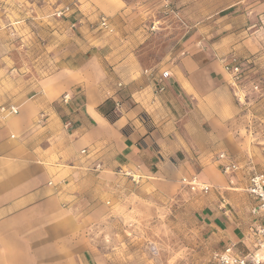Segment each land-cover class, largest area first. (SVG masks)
Instances as JSON below:
<instances>
[{
  "label": "crops",
  "instance_id": "crops-1",
  "mask_svg": "<svg viewBox=\"0 0 264 264\" xmlns=\"http://www.w3.org/2000/svg\"><path fill=\"white\" fill-rule=\"evenodd\" d=\"M76 1L82 15L130 13L121 0ZM79 29L91 48L113 41ZM7 31L0 29V107L7 108L0 113V264H107L93 240L98 213L108 210L102 198L126 179L117 170L137 171L139 184L169 193L194 175L188 159L213 155L238 114L228 76L206 47L180 58L165 91L155 94L158 73L144 75L139 57L119 55L113 44L90 55L60 51L22 73L16 54H6ZM116 94L125 100L120 114L113 112ZM199 177L226 183L212 164ZM212 226L216 249L245 236L226 212Z\"/></svg>",
  "mask_w": 264,
  "mask_h": 264
},
{
  "label": "rangeland",
  "instance_id": "rangeland-1",
  "mask_svg": "<svg viewBox=\"0 0 264 264\" xmlns=\"http://www.w3.org/2000/svg\"><path fill=\"white\" fill-rule=\"evenodd\" d=\"M121 1L130 13L114 18L98 10L82 15L76 0H0V29L8 30L11 40L6 54H16L14 68L24 73L61 52L104 53L113 44L119 55L127 50L136 54L147 75L169 72L180 58L207 47L218 60L235 58L242 77L237 97L232 88L238 114L222 146L207 159L199 154L188 159L198 179L201 168L212 164L226 183L208 184L210 192L202 195L181 186V178L171 193L121 179L102 198L108 210L97 216L93 242L98 258L107 264H209L218 246L212 220L225 212L245 229L237 248L251 253L258 248L260 221L245 190L253 173L264 175V0ZM101 16L110 21L112 33L98 28ZM81 27L113 41L91 48ZM221 153L237 172L223 174Z\"/></svg>",
  "mask_w": 264,
  "mask_h": 264
},
{
  "label": "built area",
  "instance_id": "built-area-1",
  "mask_svg": "<svg viewBox=\"0 0 264 264\" xmlns=\"http://www.w3.org/2000/svg\"><path fill=\"white\" fill-rule=\"evenodd\" d=\"M69 8H65L63 13H59L58 16L63 15L68 12ZM98 28L107 33H112L113 28L111 26L110 21L101 16L98 20ZM222 64L223 71L229 78V83L231 88H233L234 96L237 97L239 94L238 91V83L242 77V69L241 65L237 62L235 58H231L230 60H220ZM146 73V72H145ZM147 74V73H146ZM151 75V74H147ZM170 78V73L168 71L158 72V82L154 87V93H161L165 91L164 82H166ZM122 83H117V90L123 89ZM240 102V98H237ZM70 101L69 94H65L61 98V102L63 104H67ZM125 100L118 96L117 94L112 98L113 103V112L115 114H120L122 110V106ZM7 108L4 106L0 107V113H5ZM16 110L12 109L11 113L16 114ZM65 127H70V123H66ZM81 153H84L81 152ZM219 161L222 163V172L226 176H230L238 171V167L233 163L228 156L224 153L218 155ZM100 165L96 166V169H99ZM117 174L123 178L130 180L134 184H139L141 180V176L137 171L133 170H125L119 168L117 170ZM232 182L230 181V184ZM180 185L184 188H187L192 193H198L202 195L208 194L210 192L211 187L207 184L202 183L197 176L192 175L187 178L180 179ZM249 196L254 200V208L252 213L256 215L260 221V226L257 229V236L259 239V244L257 245L256 251L253 253L243 254L241 253L235 243H228L223 248L217 249L211 256V260L209 264H264V175L260 173H253L247 183V188L245 190Z\"/></svg>",
  "mask_w": 264,
  "mask_h": 264
}]
</instances>
